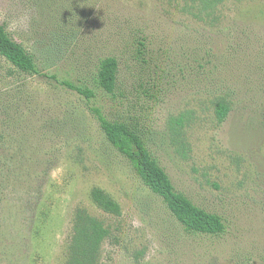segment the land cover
I'll use <instances>...</instances> for the list:
<instances>
[{
    "label": "rangeland",
    "instance_id": "obj_1",
    "mask_svg": "<svg viewBox=\"0 0 264 264\" xmlns=\"http://www.w3.org/2000/svg\"><path fill=\"white\" fill-rule=\"evenodd\" d=\"M182 5L0 0V25L37 69L0 57V264H67L77 209L110 231L98 264H264V0L203 19ZM107 57L118 62L113 95L97 85ZM94 108L137 126L175 189L222 218V236L184 232L105 140ZM94 187L120 216L92 203Z\"/></svg>",
    "mask_w": 264,
    "mask_h": 264
},
{
    "label": "trees",
    "instance_id": "obj_2",
    "mask_svg": "<svg viewBox=\"0 0 264 264\" xmlns=\"http://www.w3.org/2000/svg\"><path fill=\"white\" fill-rule=\"evenodd\" d=\"M229 1L243 0H183L181 10L194 18H214L219 6ZM143 47V43L139 42ZM0 57L9 62L18 72L37 74L34 58L16 43L5 28L0 25ZM118 62L114 57L102 59L97 68V85L107 94L113 95L118 84ZM61 85L78 95L90 99L93 93L86 87L74 86L68 82ZM105 140L130 165L142 185L160 198L167 210L187 234L219 236L225 232L222 218L197 207L190 199L178 192L170 178L159 165L140 129L122 121H109L98 109L89 110ZM228 113L224 103L216 106L218 122H223ZM92 203L101 211L120 216L119 205L100 188L90 191ZM110 231L105 224L89 215L84 209H77L73 219L72 236L67 248V264H98L102 243L109 238Z\"/></svg>",
    "mask_w": 264,
    "mask_h": 264
}]
</instances>
